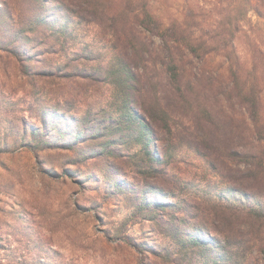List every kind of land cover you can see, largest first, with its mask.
Here are the masks:
<instances>
[{
  "label": "rangeland",
  "instance_id": "rangeland-1",
  "mask_svg": "<svg viewBox=\"0 0 264 264\" xmlns=\"http://www.w3.org/2000/svg\"><path fill=\"white\" fill-rule=\"evenodd\" d=\"M6 1L10 11L22 3L19 21L31 39L20 44L31 53L34 71L47 73L29 76L11 52L0 57V264L245 260L242 255L237 261L226 260L216 223L219 215L233 212L231 207L264 208V188L244 178L253 159L233 156L232 167L221 170L210 158L208 146L198 149L190 141L203 133L195 128L196 116L203 117V111L190 104V80L202 89H193L195 95L205 92L203 98L211 99L216 112L222 108L234 116L235 125L250 120L247 111L227 97L223 55L197 58L190 55L184 38L167 45L158 30L140 28L149 51L147 107H157L154 91H158L167 94L162 103L170 111L169 121L152 122L154 134L148 135L147 126L125 119L130 108L142 118L145 114L127 104L125 89H116L105 78L115 56H125V43L137 42L125 31V23L100 27L89 16L81 19L72 12L82 11L77 0H46L44 11L36 4L39 0H0V7ZM125 1L113 0L112 12L122 9ZM148 1L164 28L178 21L189 35L190 27L196 31L190 26V0ZM40 14L51 21L49 25L38 21ZM2 16L0 11V43L11 45L14 28L4 25ZM5 17L12 23L8 11ZM171 57L180 73L177 84L167 70ZM203 76L207 82L215 80V85L198 82ZM44 115L65 116L67 122L43 124ZM38 126L43 133H35ZM242 129L245 132L236 140L257 153V139L246 124ZM241 183L249 193L240 190ZM156 200L165 206L155 205ZM259 234L254 238L257 244L250 240L244 254L251 256L254 247L262 259L264 248L257 245L263 234ZM197 236L212 248L194 246Z\"/></svg>",
  "mask_w": 264,
  "mask_h": 264
},
{
  "label": "trees",
  "instance_id": "trees-1",
  "mask_svg": "<svg viewBox=\"0 0 264 264\" xmlns=\"http://www.w3.org/2000/svg\"><path fill=\"white\" fill-rule=\"evenodd\" d=\"M77 1L79 8L83 12L86 11L88 15L83 14L82 11L72 10L76 16L81 19H86L89 16L92 18L90 20L100 27L106 26L107 23L113 26L125 23L124 26L127 27L125 31H129L136 38L137 42L132 40L130 44L125 43L124 51L122 50V54L125 56L118 57L116 55L111 61L108 75L105 78L110 80L109 82L114 84L116 89H125L127 104L131 102L138 106L150 120L149 122L138 113L132 112L130 107L129 115H124L128 122L138 123L142 127L147 126L146 134L148 135L154 134L152 122L158 124L157 121L160 118L169 121L170 111L162 103V99L168 97L167 94L158 91H154L157 107H147V99L150 94V89H147V86L150 83V77L147 76L149 58L146 51H149L145 47L147 44L142 39V33L139 32L140 28L154 33L158 30L167 45L184 38V44L189 48L190 55L197 58H205L211 54L223 55L228 72L227 97L231 102L239 103L247 111L250 120L243 119V124L235 125L234 116L229 115L222 108L216 112V106L211 102V99L203 98L205 92H197L198 94L195 95L193 89H199V91L202 89L197 86L196 81L190 80V104L203 111V117L196 116L195 119V128L203 132V135L197 133L195 137L199 138H191L190 141L198 149L208 146L210 158L214 162H219L221 170L232 167V160H235L231 159L233 156L234 158H252L253 162L247 165V175L244 178L248 182H253V186L264 188V0H190V26L193 25V28H196L195 31L190 27V35L184 29L182 22L175 21L169 27L164 28L161 20L153 14L152 6L148 0H126L123 3L124 7L118 12H112L113 0ZM18 2L21 3V0ZM6 3L8 5L0 7L3 15L2 23L8 26L12 25L14 37L11 40V45L0 43V57H4L3 52L5 51L11 52L13 60L28 70L27 75H46L47 71H43V69L34 71L35 68L30 63L31 53L27 47L20 44L24 39H31V32L25 31L19 21L24 12L22 3L19 9L11 8L12 11L9 9L10 3L7 1ZM58 3L61 6L65 4L64 1H58ZM25 4L23 1V5ZM36 4L43 11L48 6L46 0H39ZM7 11L11 17L13 16L12 23L5 20ZM38 21L46 25L51 22L49 19L47 20L46 16L42 18L41 14L38 16ZM38 46L41 48L44 46L43 37L40 43L38 42ZM38 50L40 52L42 49ZM40 62H43V59H40ZM166 65L167 70L171 73L172 83H179L180 73L174 57H171ZM57 74L60 75L61 72L58 70ZM199 81H202V85L205 87L212 88L215 85V80L211 79L210 82H207V76L199 78ZM130 89L133 90V95H131ZM182 94L184 93L182 92ZM195 100L199 103H194ZM224 117L228 118L230 123L223 119ZM201 118L207 121H200ZM53 121L56 124L67 122L65 116L58 115H55L53 119L44 115L41 120L43 124ZM202 122L205 124L201 129ZM244 124L248 126L253 138L255 136L257 139L260 147L257 153H251L243 141L236 140L245 132L242 129ZM38 132L43 133L39 126L35 130V133ZM143 138L148 139L149 137L143 136ZM149 139L151 140V137ZM238 187L246 193L250 192L244 183ZM154 204L159 207L165 206L158 200ZM231 209L232 213L224 212L219 215L218 223H216L218 233L224 240L221 247L225 251L226 260L237 261L238 256L242 255L245 260L243 259L237 264H264V256L259 259L254 247H251V256H248V253L244 254L247 251L246 244L250 240H255V244H257V239L254 238L260 235L259 232L263 234V237H261V244L257 246L264 248V208L249 207V210H245L231 207ZM215 230L217 231V228ZM192 241L194 246L212 248V245L200 236L193 238Z\"/></svg>",
  "mask_w": 264,
  "mask_h": 264
}]
</instances>
